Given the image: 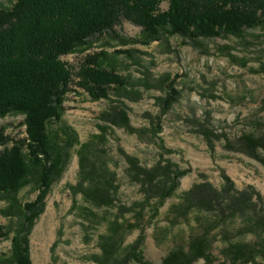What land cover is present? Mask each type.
<instances>
[{"label": "trees", "instance_id": "obj_1", "mask_svg": "<svg viewBox=\"0 0 264 264\" xmlns=\"http://www.w3.org/2000/svg\"><path fill=\"white\" fill-rule=\"evenodd\" d=\"M165 1L168 7L163 9ZM123 20L141 27L139 39L134 40L141 44L149 45L168 34L180 35L186 44L196 46L200 39L241 37L247 29L264 27V0H17L10 8H0V118L23 115L25 125V136L18 139L0 131V202H6L0 212L10 220L8 225H0V243L11 239L10 250L0 252V264H33L31 233L76 144L80 145V171L75 192L96 208L117 206L120 186L110 162L99 154L93 141L80 143L69 126L52 125L62 122L65 102L69 93L77 92L75 86L94 100L110 99L114 93L133 98L130 80L106 61L107 52L88 55L77 69L63 58L89 46L94 38L114 32ZM166 80L169 82L162 80L168 84L164 110L180 96L176 80L170 76ZM104 119L116 127L137 131L122 106H112ZM108 128L102 127L101 137ZM238 143L242 152L264 165V132H244ZM123 153L128 175L140 185L144 198L131 206L120 205L117 215L105 220L106 230L98 236L100 252L88 259L97 264H156L145 256L144 232L126 243L138 224L123 218L132 211L143 217L152 200L157 213L191 169L170 161L146 166ZM222 175L220 188L202 182L185 192L187 208L213 213L215 220L192 235L187 244L174 246L162 264H195L201 259L210 264L264 262L263 197L255 187L239 189L225 171ZM27 186L38 194L24 202L18 195ZM228 215L244 217V231L254 240L228 244L223 249L226 259L221 261L213 252V231ZM50 264H59L57 258L53 256Z\"/></svg>", "mask_w": 264, "mask_h": 264}, {"label": "rangeland", "instance_id": "obj_2", "mask_svg": "<svg viewBox=\"0 0 264 264\" xmlns=\"http://www.w3.org/2000/svg\"><path fill=\"white\" fill-rule=\"evenodd\" d=\"M16 1L0 0V8H10ZM167 7L168 2H163L162 8ZM141 31V27L123 20L114 32L94 38L89 46L63 57L77 69L88 55L107 52L106 61L130 80L128 88L133 98L114 93L110 99L94 100L78 86L77 92L69 93L63 120L52 127L67 125L76 132L80 143L93 141L118 174L117 206L96 208L75 192L80 171V145L76 144L63 177L53 185L31 233L33 264H50L53 256L59 264H97L88 257L100 252L98 236L106 230L105 220L113 219L120 205L131 206L144 198L140 185L128 175L123 151L137 157L142 165L170 161L182 169H191L157 213L152 200L143 217L132 211L123 218L138 224L126 243L144 232L145 256L156 264H162L174 246L187 244L192 235L215 220L213 213L187 208L184 194L195 184L209 182L220 188L225 171L237 188L255 187L263 197L264 207V165L242 152L238 143L244 132H264V27L247 29L241 37L200 39L196 46L186 44L180 35L168 34L144 45L134 41ZM168 76L176 80L180 96L164 110L168 84L162 80L168 83ZM114 105L127 110L137 131L116 127L104 119V113ZM23 121V115L0 118V131L15 139L24 137ZM108 126L105 137H101L102 127ZM166 148L174 152L168 153ZM37 194L27 186L18 196L25 202ZM5 204L0 202V210ZM244 219L228 215L214 229L213 252L221 261L226 259L223 249L228 244L254 240L251 233L244 231ZM9 223L0 212V225ZM10 247L11 239L5 238L0 252H8ZM195 264L210 263L201 259Z\"/></svg>", "mask_w": 264, "mask_h": 264}]
</instances>
